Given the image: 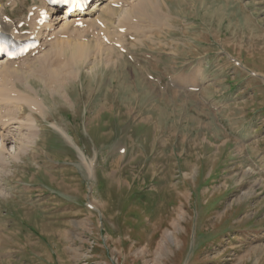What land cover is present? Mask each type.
Here are the masks:
<instances>
[{"label":"rangeland","instance_id":"1","mask_svg":"<svg viewBox=\"0 0 264 264\" xmlns=\"http://www.w3.org/2000/svg\"><path fill=\"white\" fill-rule=\"evenodd\" d=\"M153 6L71 101L34 83L49 110L0 173V264H264V0Z\"/></svg>","mask_w":264,"mask_h":264},{"label":"bare ground","instance_id":"2","mask_svg":"<svg viewBox=\"0 0 264 264\" xmlns=\"http://www.w3.org/2000/svg\"><path fill=\"white\" fill-rule=\"evenodd\" d=\"M37 1L38 7L32 5L27 9L25 17L15 20L7 15L8 7L17 8L21 4L26 9L28 0H0L1 29L14 35L17 32L23 35L24 31L28 29L30 34L40 41L39 48L23 59L0 60V173L7 172L13 163L22 161L23 157L27 156V152L33 148H29L31 145H38L41 130L36 115L46 119L48 106L34 83L42 84L43 92L50 91L53 95L62 93L63 99L71 101L66 87L76 80H80L81 73L80 70H77L79 65H84L85 61L90 58L101 63L100 59H105L104 55L108 53L121 57L119 52L121 49L127 50L128 38L137 39L140 34L145 36L146 28L140 20L133 18L134 13L137 16L143 15L141 18L143 19V17H150V8H154V16L160 15L165 19L167 16L166 13L164 14L163 6L159 9H157L159 6H153L156 0H94L93 7L80 17L82 27L76 26L75 17L63 19V16L60 17L61 15L57 17L58 14L56 15L55 11L48 13L51 20L45 25H41L39 18L29 17V14L34 12L38 15L41 10H46L48 0ZM164 3L166 4L165 1ZM16 10L18 11V8ZM61 13L67 14L66 10ZM8 18L9 21L6 20ZM131 19L135 20L130 21ZM123 20L124 22L126 20L125 29L121 25ZM148 21H150L148 24L150 26L157 25L152 24L150 19ZM154 23L156 22L154 21ZM20 24H23V29H19ZM121 27L124 29L123 31L127 29L129 32L141 27L139 32H142L139 35L128 32L124 43L120 38L124 33L121 32ZM144 28L145 30H143ZM74 35L78 37L73 38ZM136 35L138 36L136 37ZM104 38H107V42ZM116 46L121 48L118 49ZM108 57L111 56H107V59ZM58 97L60 98V96ZM25 108L29 113L23 118ZM89 169L92 168L89 167ZM168 239L169 235L167 234L165 240ZM160 248L163 250V247Z\"/></svg>","mask_w":264,"mask_h":264},{"label":"snow or ice","instance_id":"3","mask_svg":"<svg viewBox=\"0 0 264 264\" xmlns=\"http://www.w3.org/2000/svg\"><path fill=\"white\" fill-rule=\"evenodd\" d=\"M65 2H68V0H65ZM72 3H73L75 6H80V4H81V0H72Z\"/></svg>","mask_w":264,"mask_h":264}]
</instances>
